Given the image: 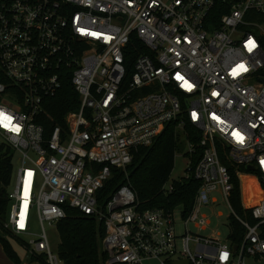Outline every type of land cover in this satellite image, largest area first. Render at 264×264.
<instances>
[{
	"label": "built area",
	"instance_id": "1",
	"mask_svg": "<svg viewBox=\"0 0 264 264\" xmlns=\"http://www.w3.org/2000/svg\"><path fill=\"white\" fill-rule=\"evenodd\" d=\"M252 13L264 14V0H0V70L9 82L0 83V117L9 118L0 119V148L20 161L4 228L22 241V264H65L45 226L69 210L103 225L105 264L264 261V25ZM132 37L146 53L128 74ZM66 80L79 108L46 138L39 117ZM169 125L187 146L183 179L199 183L190 210H141L129 183L103 196L113 170L127 179L135 152ZM187 128L199 139L191 142ZM242 172L260 192L252 204ZM233 177L242 214L230 201ZM167 183L164 194L173 190ZM219 198L230 211L227 238L190 231L208 228L203 211ZM231 222L243 231L238 244Z\"/></svg>",
	"mask_w": 264,
	"mask_h": 264
},
{
	"label": "trees",
	"instance_id": "2",
	"mask_svg": "<svg viewBox=\"0 0 264 264\" xmlns=\"http://www.w3.org/2000/svg\"><path fill=\"white\" fill-rule=\"evenodd\" d=\"M249 15H252L253 22L264 25V14ZM140 53L145 54L146 51L139 40L132 37L126 52L128 74L132 73L133 63ZM0 83L9 86L1 70ZM44 108L46 115L39 117V123L44 127L45 137L49 138L54 123L65 128V116L76 112L79 108L78 96L69 81L66 80L59 92L45 102ZM187 132L192 136V138L189 136L191 142L199 139L197 131L187 128ZM179 142L174 127L167 126L154 145L149 148H139L135 152L132 164L127 169V179L123 171L113 170L111 180L103 188V196L109 195L124 183H129L136 194L141 210H171L182 207L184 213H187L199 186L196 180L182 179L180 182H174L172 192L163 193V187L174 168V157ZM229 170L232 174L234 173L233 168ZM11 174L12 152L8 148H0V230L8 232L22 245L21 239L4 228L8 212L7 188L11 183ZM232 183L234 189L230 196L231 205L238 214H242L239 182L233 177ZM231 225L233 230L231 240L234 244H238L243 231L235 222H231ZM56 228L60 236L58 256L65 264H105V256L99 244L104 235V228L95 218L69 210L66 219L59 222ZM1 235L0 232V242L6 255L14 264H20L18 256Z\"/></svg>",
	"mask_w": 264,
	"mask_h": 264
},
{
	"label": "rangeland",
	"instance_id": "3",
	"mask_svg": "<svg viewBox=\"0 0 264 264\" xmlns=\"http://www.w3.org/2000/svg\"><path fill=\"white\" fill-rule=\"evenodd\" d=\"M186 151H187V146L185 145L183 136L180 135V142L178 144V149L174 157V168L172 170V173L169 177L167 184H173L174 182H180L183 179L185 169L187 166V158L184 156ZM19 166H20V161L15 156L12 159L11 183H10V186L7 188V194H10L14 189L16 173H17ZM242 173L243 174L241 177V181L243 182V196H244L243 199L245 200V204H252L256 202L257 198L259 197L260 192H259V189H258V186L255 180L252 177H249L248 173H245V172H242ZM10 204L11 202L8 201V212L6 215V219L8 218ZM203 213L206 214L208 217V220H209L208 228L205 229L204 231H198V230H195L193 227H190V231L198 233L203 236H217L221 240H225L230 232L228 225H227L230 211L227 208L226 203L221 201V199L219 198L218 207H214L209 210H204ZM45 227H46V232H47L50 248L53 253L58 254L59 245H60V236L57 231V228L48 227V226H45ZM183 230L184 229H183V225L181 221L180 220L177 221L176 232L178 234H182L184 232ZM31 231L33 234H37L40 231L38 220L34 213L32 214V218H31ZM0 232L2 235H6V236L1 235V237H3L7 241V243L9 244L11 249L14 251V253H16L18 258L21 259V261L23 259L25 260L26 252L23 246L20 244V242L16 238L11 236L8 232L4 230L2 231L0 230ZM99 244L101 246V240L99 241ZM100 250H101V247H100ZM10 263H13V262L6 255L3 245L0 242V264H10ZM147 264H157V262L153 261ZM245 264H264V261L262 260L258 261V260H253V259L248 258L245 260Z\"/></svg>",
	"mask_w": 264,
	"mask_h": 264
},
{
	"label": "snow or ice",
	"instance_id": "4",
	"mask_svg": "<svg viewBox=\"0 0 264 264\" xmlns=\"http://www.w3.org/2000/svg\"><path fill=\"white\" fill-rule=\"evenodd\" d=\"M241 68H243L242 65H241ZM0 119H2L3 121H8V120H9V118L6 117V116L0 117ZM238 138H239V137H238ZM240 139H242V138H240Z\"/></svg>",
	"mask_w": 264,
	"mask_h": 264
},
{
	"label": "water",
	"instance_id": "5",
	"mask_svg": "<svg viewBox=\"0 0 264 264\" xmlns=\"http://www.w3.org/2000/svg\"><path fill=\"white\" fill-rule=\"evenodd\" d=\"M250 168H247V171H250ZM236 247L234 246L233 249H235ZM175 264H185V263H175Z\"/></svg>",
	"mask_w": 264,
	"mask_h": 264
},
{
	"label": "crops",
	"instance_id": "6",
	"mask_svg": "<svg viewBox=\"0 0 264 264\" xmlns=\"http://www.w3.org/2000/svg\"><path fill=\"white\" fill-rule=\"evenodd\" d=\"M20 264H22L24 262V259L21 261V259H19ZM10 264H14V263H10Z\"/></svg>",
	"mask_w": 264,
	"mask_h": 264
}]
</instances>
